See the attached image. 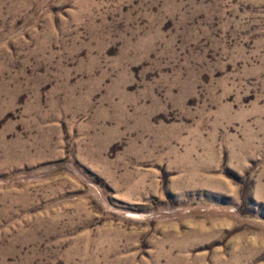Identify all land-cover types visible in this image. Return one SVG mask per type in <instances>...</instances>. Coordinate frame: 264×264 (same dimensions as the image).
<instances>
[{"label": "rangeland", "instance_id": "obj_1", "mask_svg": "<svg viewBox=\"0 0 264 264\" xmlns=\"http://www.w3.org/2000/svg\"><path fill=\"white\" fill-rule=\"evenodd\" d=\"M0 264H264V0H0Z\"/></svg>", "mask_w": 264, "mask_h": 264}]
</instances>
